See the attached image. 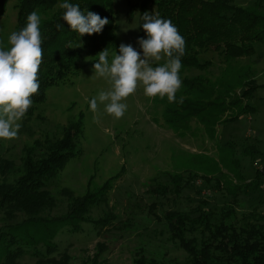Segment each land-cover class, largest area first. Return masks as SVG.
I'll use <instances>...</instances> for the list:
<instances>
[{
  "label": "trees",
  "instance_id": "16d2710c",
  "mask_svg": "<svg viewBox=\"0 0 264 264\" xmlns=\"http://www.w3.org/2000/svg\"><path fill=\"white\" fill-rule=\"evenodd\" d=\"M64 2L79 5L85 14L91 11L107 18L109 23L101 33L79 38L62 19L65 10L59 5ZM6 3L7 0H0V15ZM139 7L141 16L152 7L154 14L171 20L185 40L179 73L182 85L176 101L169 103L166 98H155L154 103L162 111L159 118L153 119L179 136L193 134L194 124L212 138L218 125L225 127L245 114L257 112L252 101L259 91L263 93L259 100L264 98V79L259 78V71L251 62L259 63L264 57V0H256L248 8L236 5L234 0H142ZM33 11L40 17L43 58L38 72L39 89L31 99L32 103H41L48 87L66 83L84 66L98 62L101 51H114L115 8L113 0H21L17 32L26 26L27 16ZM57 24L63 30H58ZM144 34L141 29V35ZM69 44L72 48H68ZM209 51L219 56L217 66L202 58ZM255 54L258 58L252 61ZM190 71L197 74L189 75ZM62 134L60 140L45 142L41 153H36L39 143L26 148L22 174L12 182L7 181L14 171L12 161H0V215L5 223L0 227V264H20V259L29 254L42 257L38 264H70L66 253L53 255L57 249L53 240L62 229L78 233L83 223H90L100 234L117 224L122 230L129 227L121 223L112 209H106L98 219H91L92 209L107 203V184L100 191L81 197L74 196L69 189H60L58 195L66 202L65 211L53 218L44 216L57 206L48 185L77 156L76 139L81 138L83 127L79 122ZM223 149L232 151L226 146ZM247 155H251L252 163L257 159L264 163V152L252 148ZM260 172L256 169L255 177L248 183L235 173L240 183L233 185L235 193L241 188L243 192L259 191L264 177ZM170 180L171 187L165 184L152 189L154 199H168L169 194L180 198L181 192L194 186L195 178L173 176ZM207 181L205 178L204 183ZM237 204L236 198L226 199L219 208L212 209L209 202L201 201L196 208L175 206L163 211L162 234L185 253V260L165 261L148 256L139 248L133 254V264H264V194L249 212H238ZM259 207L263 210L259 211ZM105 250V245H99L90 264H104L98 260Z\"/></svg>",
  "mask_w": 264,
  "mask_h": 264
},
{
  "label": "rangeland",
  "instance_id": "374dc122",
  "mask_svg": "<svg viewBox=\"0 0 264 264\" xmlns=\"http://www.w3.org/2000/svg\"><path fill=\"white\" fill-rule=\"evenodd\" d=\"M141 1L113 0L116 44L114 51L109 53V63L114 54H119L121 44L132 45L142 55L137 41L147 39V35H141ZM255 1L234 0V3L248 8ZM20 2L7 0L0 15V48L10 47L8 37L16 31ZM146 12L154 14V9L148 7ZM202 58L213 61L216 66L219 64L216 52L209 51ZM257 58L255 54L251 59L255 61ZM251 65L259 71V78L264 79L260 72L264 71V57L259 63L251 62ZM93 68L92 63L86 65L66 83L48 87L45 100L32 103L19 121L21 127L17 137L0 140V161H12L14 166L13 173L7 178L12 182L22 174L26 148L39 143L36 153H41L45 142L60 140L64 135L62 131L80 122L83 134L76 139L77 156L49 183L47 190L56 198L57 206L44 216L53 218L65 211L66 202L58 195L60 189H69L74 196L81 197L87 192L100 191L107 184V203L94 207L91 219H98L106 209H112L122 224L129 225L122 230L116 223L100 234L90 223H83L78 233L64 228L53 240L57 246L54 256L66 253L70 264H90L98 246L103 244L106 250L99 263L133 264V254L139 248H143L146 255L165 261H184L185 253L170 243L166 234H162L160 217L163 211L175 206L196 208L201 201L209 202V208L216 209L223 200L232 201L234 198L237 199L238 212H249L257 205L264 194V177L259 191L243 192L244 188H241L235 193L233 185L240 184L235 173L244 178L245 183L253 180L256 169L264 175V163L259 159L252 163L251 155H247L252 148L264 152V98L259 100L262 91L252 101L257 112L245 114L228 126L218 125L212 138L194 124L193 134L189 132L179 136L153 119L160 117L162 107L146 98L142 87H138L135 94L125 101L128 108L121 119L114 120L108 116L104 105H98L97 113H93L90 110L91 99L110 87L104 78L93 76ZM216 68L214 74L218 71ZM193 73L190 71L189 75ZM225 146L232 151L221 150ZM173 176L185 179L192 176L195 178L194 186L181 192L180 198L169 194L168 199H154L152 189L165 184L171 187L170 177ZM205 178L209 180L207 183H204ZM2 218L0 215V227L5 224ZM40 251L44 253V248ZM39 258L42 257L29 254L20 259V264H38Z\"/></svg>",
  "mask_w": 264,
  "mask_h": 264
},
{
  "label": "clouds",
  "instance_id": "9594fccd",
  "mask_svg": "<svg viewBox=\"0 0 264 264\" xmlns=\"http://www.w3.org/2000/svg\"><path fill=\"white\" fill-rule=\"evenodd\" d=\"M59 7L65 10L62 19L79 38L99 34L109 23L107 18L94 12L85 14L79 5L64 2ZM141 19V27L147 35V39L137 41L142 55L130 44H121L119 54H114L111 63L107 49L98 54L93 76L104 78L110 87L91 99L93 113H97L98 105H104L108 116L121 119L128 108L125 101L138 87H142L143 95L150 101L155 98H166L169 103L176 101V93L182 85L179 73L185 40L172 21L160 18L159 14L145 12ZM39 24V15L31 12L26 26L9 35L10 47L0 48V140L17 137L19 121L31 107V97L38 92V72L43 58ZM57 29L63 30L62 25L57 24ZM68 48H72L71 44ZM161 61L163 63H158Z\"/></svg>",
  "mask_w": 264,
  "mask_h": 264
}]
</instances>
